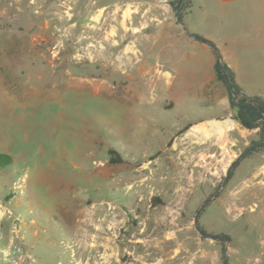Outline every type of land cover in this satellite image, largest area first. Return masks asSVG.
Instances as JSON below:
<instances>
[{
	"label": "rangeland",
	"instance_id": "rangeland-1",
	"mask_svg": "<svg viewBox=\"0 0 264 264\" xmlns=\"http://www.w3.org/2000/svg\"><path fill=\"white\" fill-rule=\"evenodd\" d=\"M168 2L0 0L1 260L20 247L22 264H264V151L227 179L257 130L191 132L209 105L172 98L186 75L147 48L186 35ZM254 67L264 76V58ZM198 211L231 241L203 236Z\"/></svg>",
	"mask_w": 264,
	"mask_h": 264
},
{
	"label": "crops",
	"instance_id": "crops-1",
	"mask_svg": "<svg viewBox=\"0 0 264 264\" xmlns=\"http://www.w3.org/2000/svg\"><path fill=\"white\" fill-rule=\"evenodd\" d=\"M175 1L169 0L165 9L169 10ZM175 11L177 17V7ZM180 24L183 28L186 25L192 34L214 41L223 62L235 69L244 90L250 95L264 97V76L261 77L254 67L256 59L264 58V0H192V5L183 11V22ZM184 30L186 35L164 39L163 44L154 37L152 45L147 41V48L157 49L159 58L177 59L171 67L176 68V74L186 75V78L169 83L172 98L203 100L209 105V110L205 112L193 107V113H205L208 117L193 121L189 125L191 132L198 137L215 135L223 144L231 132L248 128L217 110L219 104L230 107L228 89L218 79L215 69L218 55L207 41ZM179 44L182 46L179 47ZM182 59H185L189 69H182V62L179 61ZM163 73L171 74L167 70Z\"/></svg>",
	"mask_w": 264,
	"mask_h": 264
},
{
	"label": "trees",
	"instance_id": "trees-1",
	"mask_svg": "<svg viewBox=\"0 0 264 264\" xmlns=\"http://www.w3.org/2000/svg\"><path fill=\"white\" fill-rule=\"evenodd\" d=\"M177 7V14L179 15V21L183 22V11L185 8L192 5V0H176L174 2ZM195 36L203 41L210 42L213 49L218 55L215 69L217 77L222 81L229 92L230 107L234 112V118L241 123V125L248 129H258V138L253 139L250 144L244 149L241 155L234 161L230 167L227 179H230L234 175L235 169L239 166L241 161L245 158L251 157L257 152L264 151V97L259 95H250L240 85L237 79V73L235 69L227 62H222L220 59L219 48L217 44L203 37L200 34ZM110 161L112 163H122L127 159L123 157L118 150L111 148L109 150ZM11 161V156L8 154L0 153V165ZM155 201L160 202L159 198H155ZM201 213V211H200ZM200 214L197 216V228L201 234L205 237L211 236L214 239L222 241L225 245L226 241H231V235L228 233H213L209 232L200 222ZM224 264H230L226 254L223 255Z\"/></svg>",
	"mask_w": 264,
	"mask_h": 264
},
{
	"label": "built area",
	"instance_id": "built-area-1",
	"mask_svg": "<svg viewBox=\"0 0 264 264\" xmlns=\"http://www.w3.org/2000/svg\"><path fill=\"white\" fill-rule=\"evenodd\" d=\"M23 252L20 247L12 249L5 260L0 259V264H22Z\"/></svg>",
	"mask_w": 264,
	"mask_h": 264
},
{
	"label": "water",
	"instance_id": "water-1",
	"mask_svg": "<svg viewBox=\"0 0 264 264\" xmlns=\"http://www.w3.org/2000/svg\"><path fill=\"white\" fill-rule=\"evenodd\" d=\"M177 18H178V20H179V15H177ZM184 26V28L187 30V32H188V34L189 35H191V36H195L194 34H192L191 32H190V30L187 28V26L186 25H183ZM209 44H210V42H208ZM220 59H221V61L223 62V58H222V56L220 55ZM234 163V162H233ZM233 165V164H232ZM225 182H226V179L223 181V183H222V185L220 186V188L219 189H221L222 187H223V185L225 184ZM217 194V192L215 193V194H213L210 198H213L215 195ZM209 198V199H210ZM206 203V202H205ZM200 211V210H199ZM199 211L197 212V216H198V213H199ZM197 216H196V226H197ZM209 238H213V237H211V236H208ZM214 239V238H213ZM226 243H228V241H226ZM225 253H227V247H226V250H225Z\"/></svg>",
	"mask_w": 264,
	"mask_h": 264
}]
</instances>
